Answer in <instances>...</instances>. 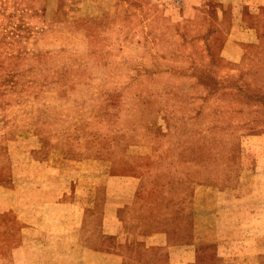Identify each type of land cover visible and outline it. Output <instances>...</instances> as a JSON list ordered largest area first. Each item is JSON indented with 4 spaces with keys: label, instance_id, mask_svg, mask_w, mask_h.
<instances>
[{
    "label": "rangeland",
    "instance_id": "rangeland-1",
    "mask_svg": "<svg viewBox=\"0 0 264 264\" xmlns=\"http://www.w3.org/2000/svg\"><path fill=\"white\" fill-rule=\"evenodd\" d=\"M127 3L117 29L98 34L83 18L94 0H0V264H56L62 252L64 264H168L74 249L88 198L76 160L135 140L148 145L119 160L107 198L142 202L179 183L181 199L189 182L208 184L199 229L215 219L214 234L198 240L215 244L198 257L240 264L261 250L264 264V0Z\"/></svg>",
    "mask_w": 264,
    "mask_h": 264
},
{
    "label": "crops",
    "instance_id": "crops-1",
    "mask_svg": "<svg viewBox=\"0 0 264 264\" xmlns=\"http://www.w3.org/2000/svg\"><path fill=\"white\" fill-rule=\"evenodd\" d=\"M94 3H97V6L92 12L83 14V18L88 20V24L98 34L117 29L118 25L112 23V20L115 18L117 21L120 15L131 14L130 10L125 9L127 6H121L123 3L128 5L127 0H94ZM108 3H110L109 7H107ZM103 21H108L109 24H103ZM88 36L87 30L84 29L83 38L88 39ZM89 41L85 40V46ZM67 122L70 123V120H66L65 123ZM147 145L146 141L143 143L141 140L140 142L135 140L123 151H118L117 146H112L108 155H103L101 151L97 153L98 148L94 146L96 150L90 153L93 155L92 157H85L86 154L83 157H78L83 159L76 160L77 163L83 165L72 168L71 171L77 180V190L85 192L84 195H88V198H79L77 201L79 217L74 249L83 251V253L93 252L101 256H110L121 263L136 262L145 256L146 252L151 254L156 252L158 255L164 253L168 257V264H215V258L198 257L203 247L210 249L215 244L214 239L207 240V236L205 241L198 240L200 233L214 234L215 219H211V221L208 219L214 214L210 210L213 206L210 207L208 193L205 198V205L208 209L205 211V221L213 223L207 222L204 228L199 229L201 227L199 226V216L202 213L198 211V187L208 188L210 185L189 182L188 185H185L186 188L189 187L188 191L180 196L181 199L177 198L179 183H164L163 185L159 183L157 196L154 199H143L142 202H139L136 199V194L133 196V193L131 196L126 194L127 197L122 199L107 198L106 191L110 188L111 171L119 165V160L127 157H139L137 149L143 151ZM131 149L134 152H131ZM140 157L143 156L140 155ZM104 159L108 162L105 170L101 166ZM91 162L94 164L93 168H87L85 164ZM170 190H176L174 199L171 197L172 194L168 193ZM200 205L202 206V204ZM230 246V242H222L221 245L223 249L221 258L227 257V261H231L229 258ZM261 253V250H256L239 253L235 257L241 262L240 264H257V257ZM63 254L65 252L56 255H60L57 257L56 264H64ZM244 259L247 260V263L244 262ZM156 261H158L157 258ZM226 263L236 264L235 262ZM7 264L22 263L13 260L12 262L8 261ZM49 264H55V262Z\"/></svg>",
    "mask_w": 264,
    "mask_h": 264
},
{
    "label": "built area",
    "instance_id": "built-area-1",
    "mask_svg": "<svg viewBox=\"0 0 264 264\" xmlns=\"http://www.w3.org/2000/svg\"><path fill=\"white\" fill-rule=\"evenodd\" d=\"M181 0H175V2L179 3Z\"/></svg>",
    "mask_w": 264,
    "mask_h": 264
}]
</instances>
